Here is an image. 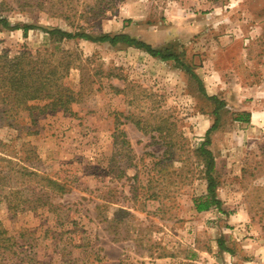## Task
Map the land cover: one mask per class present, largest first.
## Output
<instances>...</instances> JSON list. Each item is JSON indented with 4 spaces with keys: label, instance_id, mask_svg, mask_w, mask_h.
<instances>
[{
    "label": "rangeland",
    "instance_id": "1",
    "mask_svg": "<svg viewBox=\"0 0 264 264\" xmlns=\"http://www.w3.org/2000/svg\"><path fill=\"white\" fill-rule=\"evenodd\" d=\"M41 1L42 8L20 10L14 0H0V13L12 25L74 29L53 14V0ZM89 2L104 12L81 16ZM110 4L75 0L71 20L96 34L126 32L172 49L206 94L225 101L208 146L221 204L211 216L194 205L207 194L205 162L195 149L217 103L185 68L124 44L78 38L55 49L41 29L24 34L0 25V54L55 58L69 51L75 64L63 82L75 92L84 87L68 111L45 108L43 99L0 101L4 191L17 187L31 199L46 191L48 178L69 187L35 209L10 210L3 199L0 221L14 242L13 264H205L208 240L225 233L236 261L264 264V0ZM247 113L248 120L237 119Z\"/></svg>",
    "mask_w": 264,
    "mask_h": 264
},
{
    "label": "trees",
    "instance_id": "2",
    "mask_svg": "<svg viewBox=\"0 0 264 264\" xmlns=\"http://www.w3.org/2000/svg\"><path fill=\"white\" fill-rule=\"evenodd\" d=\"M17 2V6L20 10H24L27 6H34L37 4L42 8L43 3L41 0H14ZM36 1V2H35ZM52 8H54L55 15L64 17L68 20L71 26H74L73 30H66L61 27H45L34 23H17L12 25L10 21L3 17L0 13V25L6 29H21L24 34H27L32 29H41L48 33L51 41L55 44V49H58V44L63 40L71 39H85L93 42L108 43L111 46L118 44H124L126 46L144 49L150 55L159 57L163 60H173L183 68H185L191 76L198 82L200 90L208 96V98L215 100L217 107L214 110V122L212 126L206 131L204 139L196 147L198 155L205 162V177L207 180V194L194 200L195 208L198 212L209 210L212 207H219L221 200L217 197L216 187L218 181L215 175L216 160L212 150L208 147L211 144V132L217 127L220 121L219 109L225 105V101H222L217 96H210L206 94L205 86L202 79L194 73L189 66L183 63L178 53L169 48L153 47L151 44L140 40L126 32L116 33H93L87 31L84 26L75 24V21L71 20L76 16L78 7L71 5L75 0H53ZM92 1V0H90ZM84 2V1H83ZM111 2V1H109ZM115 0H112L114 5ZM97 3V2H96ZM95 3V4H96ZM89 4V5H88ZM95 4L87 3L82 6L81 16L91 13L96 7ZM95 15L104 12L103 7L98 6V10ZM61 56L55 58L45 53L36 52L30 54L28 52H20L12 57L7 54H0V101L4 104H11V106L20 105L28 100L43 99L47 103L44 107L50 109L62 108L65 111L70 110V105L77 102L82 93L81 91L75 92L69 86L64 84L63 79L68 75L70 68L75 64V58L69 51H64ZM84 81V76L83 80ZM88 90V89H87ZM249 114H241L238 120H248ZM162 134V129H161ZM166 134V133H165ZM170 134V133H169ZM164 136V133L162 134ZM168 145L173 144L168 141ZM30 173H32L30 171ZM24 174V173H23ZM10 178V177H9ZM47 189L41 195L33 197L31 199L24 198L22 192H19L17 187L10 188L9 191H4V187L7 186L8 179L3 172H0V204L5 200L6 206L10 210H24L35 209L41 205L48 204L45 197L49 196L50 192H66L69 191V187L65 183H61L57 180L48 178ZM50 204V202H49ZM219 246L221 249L230 251L225 245L224 238L219 239ZM14 242L12 237L8 234L7 230L3 227L0 221V264H13L15 262L16 251L13 249Z\"/></svg>",
    "mask_w": 264,
    "mask_h": 264
},
{
    "label": "crops",
    "instance_id": "3",
    "mask_svg": "<svg viewBox=\"0 0 264 264\" xmlns=\"http://www.w3.org/2000/svg\"><path fill=\"white\" fill-rule=\"evenodd\" d=\"M213 210L211 208L209 210L199 212V214H205V216H209V215L211 216L214 213H216ZM216 210L219 214H221L220 209H216ZM206 228H208V227H206ZM214 229L215 228H213V227L208 228V230H209L208 233L211 234L210 232ZM221 229H223V228H221ZM217 230H219V229H217ZM229 231H231V230H229ZM205 233H207V232H205ZM225 234H224V240H225L224 243L228 246V242H227L228 238H227V235H225ZM218 236L220 237V235H218ZM219 237H217L216 239L210 240V243L208 240L209 245L205 247V264H241V261H238V260L236 261L235 255L233 256V254H232L233 252L231 250L227 251V250L221 249V247L219 246V239H218ZM218 252H220V256L216 255ZM218 257H220V258H218ZM221 258H223L224 261L221 260Z\"/></svg>",
    "mask_w": 264,
    "mask_h": 264
}]
</instances>
